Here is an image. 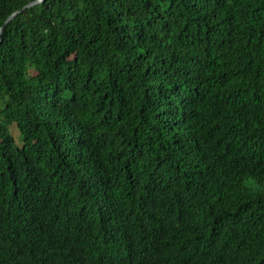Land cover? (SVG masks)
Wrapping results in <instances>:
<instances>
[{
	"label": "trees",
	"instance_id": "trees-1",
	"mask_svg": "<svg viewBox=\"0 0 264 264\" xmlns=\"http://www.w3.org/2000/svg\"><path fill=\"white\" fill-rule=\"evenodd\" d=\"M0 264H264V0H39L3 25Z\"/></svg>",
	"mask_w": 264,
	"mask_h": 264
},
{
	"label": "water",
	"instance_id": "water-1",
	"mask_svg": "<svg viewBox=\"0 0 264 264\" xmlns=\"http://www.w3.org/2000/svg\"><path fill=\"white\" fill-rule=\"evenodd\" d=\"M38 1H39V0H34V1H31V2H28L27 4H25L24 6H22L21 9H20L19 11L13 12V13L10 14L9 16H7V17L5 18V20L3 21V23L1 24V26H0V31H1L2 26L5 25L7 22H9V20H10L14 15H16L18 12L22 11L23 9L29 7L30 5H32V4H34V3L38 2Z\"/></svg>",
	"mask_w": 264,
	"mask_h": 264
},
{
	"label": "rangeland",
	"instance_id": "rangeland-1",
	"mask_svg": "<svg viewBox=\"0 0 264 264\" xmlns=\"http://www.w3.org/2000/svg\"><path fill=\"white\" fill-rule=\"evenodd\" d=\"M29 73L33 74L34 71L33 70H29ZM9 131L12 134V137H13V140H14L15 144L19 145V136H18V132H17L14 124L9 126Z\"/></svg>",
	"mask_w": 264,
	"mask_h": 264
}]
</instances>
